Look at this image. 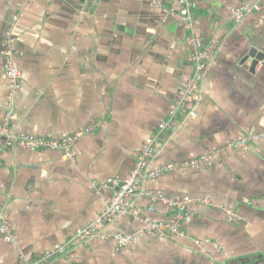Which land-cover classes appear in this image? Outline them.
Listing matches in <instances>:
<instances>
[{"label": "crops", "instance_id": "obj_1", "mask_svg": "<svg viewBox=\"0 0 264 264\" xmlns=\"http://www.w3.org/2000/svg\"><path fill=\"white\" fill-rule=\"evenodd\" d=\"M153 1L0 0V49L12 28L22 71L9 108L0 58V126L8 111L17 131L50 139L95 125L75 142L70 158L23 147L0 154V203L17 235L15 246L0 236V264L36 258L93 221L115 192L94 183L129 175L143 142L187 86L189 32L177 11L162 22ZM160 1L178 9L176 0ZM241 2L193 0L195 34L218 48L196 116L160 141L151 167L200 155H210L213 164L146 180L150 194L128 199L126 213L106 228L109 235H132L127 246L93 238L49 264H264V140L247 150L225 148L264 134V60L255 69L252 57L242 63L251 47L264 52V0L260 11L235 23L231 10ZM160 194L212 204H188L182 221L188 238L160 237L136 217L174 221L176 208L156 199Z\"/></svg>", "mask_w": 264, "mask_h": 264}, {"label": "built area", "instance_id": "obj_2", "mask_svg": "<svg viewBox=\"0 0 264 264\" xmlns=\"http://www.w3.org/2000/svg\"><path fill=\"white\" fill-rule=\"evenodd\" d=\"M176 2L178 4L177 10L172 7H167L160 0H154L152 4L161 8L162 22H166L177 11L184 29L189 32L187 38L188 57L192 62L193 72L187 86L170 105L167 115L159 123L157 131L143 142L141 149L136 155L134 167L129 175L125 178H108L104 182L97 181L94 183L98 189L112 187L115 190L110 201L105 205L99 215L93 221L78 228L67 241L55 244L52 248L45 250L36 258H25L22 264H49L53 260L65 256L74 245L86 243L93 238L104 240L113 237L118 247L127 246L134 239L132 235L122 233L109 235L106 232V228L109 224L118 220L122 214L126 213V201L128 199L134 200L140 196L150 194L149 191L143 188V183L146 180L157 181L163 174L179 168L201 170L213 164L210 155H200L189 160L169 163L155 168L151 167V162L157 156V146L160 141L176 133L187 120L196 116V105L201 96L202 81L210 61L218 48L215 41H210L205 44L195 34L192 14L193 0H176ZM261 8L262 0H242L238 6L232 8V19L235 23H239L248 14L258 12ZM14 19H16V16H14ZM14 41L12 28H9L2 39L0 49L3 70L10 86V94L7 100L9 108L13 104L14 92L22 86V71L16 66L14 61ZM10 118V111H8L0 126V134L4 137L3 142L0 143V154L6 153L9 148L23 147L59 150L62 152L64 158H70L73 154L75 142L85 134L92 132L95 127L94 124H91L82 130L59 139H50L33 133L17 131ZM262 140H264V134H249L229 142L225 148L228 150H247L252 144ZM156 199L176 208L177 211L174 221H157L150 217H141L139 214H136V217L144 223V228L147 233L160 237H172L178 240L189 237V234L182 228V221L189 215L187 210L188 204L193 201L212 204L208 198L193 199L190 196H185L180 200H172L160 194L156 196ZM149 209L152 210L153 208L150 207ZM228 215L231 217L232 213L228 211ZM0 236L11 245H16L17 235L10 224L8 207L3 203H0ZM195 242L201 244L202 242H209V240H195ZM215 246L220 248L216 244Z\"/></svg>", "mask_w": 264, "mask_h": 264}, {"label": "water", "instance_id": "obj_3", "mask_svg": "<svg viewBox=\"0 0 264 264\" xmlns=\"http://www.w3.org/2000/svg\"><path fill=\"white\" fill-rule=\"evenodd\" d=\"M250 57L253 58L252 66L255 69L258 63L264 60V52H260L255 46L251 47L247 56L243 58L242 63H245Z\"/></svg>", "mask_w": 264, "mask_h": 264}]
</instances>
